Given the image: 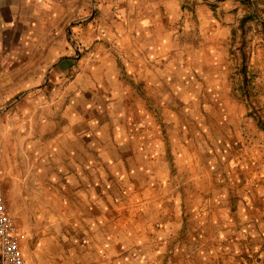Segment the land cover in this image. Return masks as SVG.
<instances>
[{"label":"crops","instance_id":"1","mask_svg":"<svg viewBox=\"0 0 264 264\" xmlns=\"http://www.w3.org/2000/svg\"><path fill=\"white\" fill-rule=\"evenodd\" d=\"M33 2L37 0H23L18 5L29 10ZM67 2L74 8L80 0ZM13 4L10 0L6 8L0 9V36L13 33L15 25L19 28L23 23L26 54H43L38 63L28 55L26 64H0V128L6 121L11 127L10 118H24L26 149L37 159L33 162L39 176L27 164L26 180H92L105 184L130 178L162 179L163 173L158 170L152 173L154 176L142 177L139 169L128 173L127 166L144 164L155 169L156 163L167 165L164 158H155L157 149L184 150L193 142L182 131L184 124L174 123L175 85L181 81L184 84L182 76L192 78L185 81L187 100L207 99L203 86L213 84L219 88L223 84L224 56L228 53H224L221 40L219 50L205 44V2L105 0L99 13L92 12L83 18L86 22L72 26L70 41L66 25L73 14L69 18L64 13L54 17L42 13L30 18L26 13L19 20L15 13L6 12L13 11ZM218 33L221 37L222 30ZM80 42L90 51L75 55ZM47 52L54 54L57 61L48 64L44 56ZM258 67L262 69L258 82L264 99V64ZM211 68L216 70L215 76L208 73ZM245 82L248 83L247 73L234 94L244 93ZM20 92L23 97L17 98ZM162 127L166 128L165 134ZM260 134L264 135V131ZM188 160L189 173L169 171L165 177L172 181L192 180L188 188L183 185L184 200L192 191L211 203L209 210L200 199L190 207L198 220H188L189 210L182 205L158 211L150 205L143 207L141 201L128 210L125 201L112 207L118 220L96 227L85 246L71 243L68 253L63 237L56 238L50 259L55 264H63L64 260H94L99 264H264L263 184H243L234 171L238 166L224 174L212 170L203 155ZM175 162L177 165L181 160ZM256 188L259 192H255ZM44 191L41 193L62 196ZM73 192L79 194L80 190L72 188ZM91 193L102 202L114 194L95 186ZM105 206H96V214L102 211L94 216L95 220L106 219L111 208L106 210ZM225 229L236 230L237 239L234 234L229 237ZM227 243L231 249L242 243L247 246L246 252H231ZM38 252L41 258H47L43 244Z\"/></svg>","mask_w":264,"mask_h":264},{"label":"rangeland","instance_id":"2","mask_svg":"<svg viewBox=\"0 0 264 264\" xmlns=\"http://www.w3.org/2000/svg\"><path fill=\"white\" fill-rule=\"evenodd\" d=\"M21 1L23 0H11V3L16 6L13 11L11 9L6 11L11 15L15 13L19 20L25 18L26 13L30 18L42 15V13H47L52 17L64 13L69 18L73 14L70 22L66 25L70 41L73 38L71 36L72 26L76 23L86 22L83 18L92 12L94 15L99 13L100 6L105 0H94L93 2L92 0H80L79 5L77 7L75 5L74 8L67 0H39V2L37 0L36 4L33 2L32 5H29V10L18 5V2ZM202 1L208 6L204 21V28L207 30L205 40L207 48L219 50V40H221L224 53H228L227 57L224 56L226 63L223 64L225 66L222 77L223 84L219 88L216 86L217 91L213 84L203 86V91L207 96V99L203 100H187L184 87L185 81L187 83L192 80L190 75L182 76L184 84L181 81L175 85L174 108L176 115L174 123L175 126L176 123L184 124L181 127L182 131L186 132L187 139H192V146L188 147L187 145L184 150L182 148L157 149L154 153L155 158H164L169 163L167 165L156 163L153 166L156 170L149 169L144 164L127 166L128 173L134 174L136 169H139V172L142 171V177H147V174L154 176L155 174L152 173L158 170L159 174L163 173L162 179L148 181L130 178L121 181L110 180L105 184L92 180H80L79 183L66 179L62 181H43L38 178L26 180L27 164L29 168L32 166L31 169L36 173L35 176H39L38 167L34 166L33 162L37 159L31 157L29 150L26 149V122L23 121L24 118L18 116L15 119L10 118L11 127L7 126L6 121L5 126L0 128V150L6 171L5 193L17 230L22 237L27 264H55L50 258L55 250V239L61 236L67 243L68 253L69 250L71 251V243H81L85 246L87 239L93 236L96 227L104 222L108 224L118 220V214L113 211L112 207L125 201L128 210L138 203L140 204L141 201L143 207L150 205L158 211L172 210L174 205H182L187 211L189 210L188 220H198V215L190 207L194 202L198 203L200 199L209 210L211 203L205 196L199 198L192 191L189 193L187 191L189 199L184 200L186 193L184 194L183 185L187 184L185 188H188V184L192 183V180L172 181L165 177L169 171L176 174L177 172L189 173L191 166L188 163L191 161L188 159H198L203 155L207 157L212 170L217 169L218 172L223 171L224 174L229 173L233 166H238L239 169L235 168L234 171L239 174L243 184L250 185L259 182L264 186V135L260 134V131H264V99L261 97L262 90L260 82H258V78L262 77V69L258 67V64H264V0ZM8 3L10 0L5 3L0 0V9L6 8ZM192 19L195 22L194 18ZM47 23L53 24L50 21ZM196 23H199L197 19ZM21 26L16 28L15 25L13 33L1 34L0 64H26L28 55L30 60L38 63L39 57L43 56L38 53L26 54V30ZM219 29L222 30L221 37H219ZM24 32L25 35H23ZM213 36H215V40ZM79 44L75 55H84L90 51L82 42ZM44 56H46L48 64L54 63L58 59L54 60L52 57L54 54L50 52L45 53ZM237 68H240L239 72ZM207 71L215 76L214 68ZM246 73L248 83H244V93L237 96L234 94L236 89L242 87L238 88L237 84L246 77ZM178 79L181 80V76ZM219 89H221L219 92L221 94L216 93ZM241 91L240 89L239 92ZM22 94L23 92L18 93L17 98L18 96L23 97ZM163 120L164 124H162L165 125V118ZM162 128H164L162 134H165L166 128ZM180 143L183 144V141ZM132 152L135 151L132 150ZM162 154H165L164 157H161ZM221 155L225 156L222 162L220 161ZM148 158L150 159V157ZM177 159H180L181 162L176 165L175 160ZM134 160L136 161V158ZM241 163L244 165L242 166ZM196 168L198 169L199 166ZM94 186L110 189L114 194L105 199V202L98 198L96 201L94 196H90ZM72 188H78L79 194L74 192L72 194ZM44 189H48L46 192L61 193L62 196L41 193L45 192ZM89 189H91L89 194H85ZM255 192H259V188H256ZM106 204L107 206H105ZM96 206L98 208L105 206L106 210L111 208L103 222L102 219H94V216L99 215L102 211L99 209L96 214L94 212ZM225 219L224 221H226ZM228 229L225 231L230 235L229 237L234 234V238L237 239L236 230ZM243 241L246 242V239ZM41 244L47 251L44 256L48 259L38 255L40 253L38 248ZM227 248L231 252H235V250L246 252L247 246L244 247L240 243L237 249L235 247L231 249L227 243ZM74 249L76 248L74 247ZM64 261L63 264H99L94 260L89 262Z\"/></svg>","mask_w":264,"mask_h":264},{"label":"built area","instance_id":"3","mask_svg":"<svg viewBox=\"0 0 264 264\" xmlns=\"http://www.w3.org/2000/svg\"><path fill=\"white\" fill-rule=\"evenodd\" d=\"M5 178L6 171L0 150V264H27L22 237L5 193Z\"/></svg>","mask_w":264,"mask_h":264}]
</instances>
